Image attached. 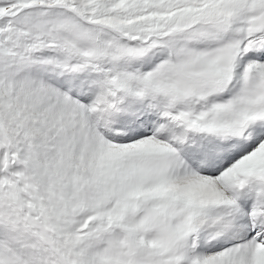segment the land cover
Instances as JSON below:
<instances>
[{
	"label": "snow or ice",
	"instance_id": "6c2138e0",
	"mask_svg": "<svg viewBox=\"0 0 264 264\" xmlns=\"http://www.w3.org/2000/svg\"><path fill=\"white\" fill-rule=\"evenodd\" d=\"M0 264H264V0H0Z\"/></svg>",
	"mask_w": 264,
	"mask_h": 264
}]
</instances>
